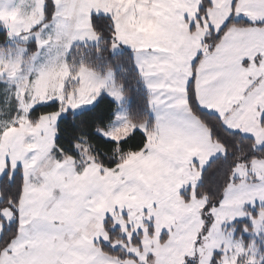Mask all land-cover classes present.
<instances>
[{
    "label": "snow or ice",
    "instance_id": "6c2138e0",
    "mask_svg": "<svg viewBox=\"0 0 264 264\" xmlns=\"http://www.w3.org/2000/svg\"><path fill=\"white\" fill-rule=\"evenodd\" d=\"M0 264H264V0H0Z\"/></svg>",
    "mask_w": 264,
    "mask_h": 264
},
{
    "label": "trees",
    "instance_id": "16d2710c",
    "mask_svg": "<svg viewBox=\"0 0 264 264\" xmlns=\"http://www.w3.org/2000/svg\"><path fill=\"white\" fill-rule=\"evenodd\" d=\"M219 166L212 167L206 170L205 173V182L209 185L217 182L218 179Z\"/></svg>",
    "mask_w": 264,
    "mask_h": 264
}]
</instances>
